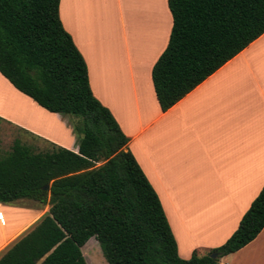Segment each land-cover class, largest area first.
<instances>
[{"label": "trees", "instance_id": "trees-1", "mask_svg": "<svg viewBox=\"0 0 264 264\" xmlns=\"http://www.w3.org/2000/svg\"><path fill=\"white\" fill-rule=\"evenodd\" d=\"M167 5L168 42L151 68L162 110L264 32V0ZM0 73L44 109L69 115L78 139L77 152L52 142L35 150L15 138L0 153V203L31 199L49 206L0 264H87L81 247L91 237L108 264H219L264 227L263 183L221 245L179 256L128 137L91 91L85 60L61 23L59 0H0Z\"/></svg>", "mask_w": 264, "mask_h": 264}, {"label": "crops", "instance_id": "crops-1", "mask_svg": "<svg viewBox=\"0 0 264 264\" xmlns=\"http://www.w3.org/2000/svg\"><path fill=\"white\" fill-rule=\"evenodd\" d=\"M59 17L85 60L93 95L155 189L179 256L222 244L264 183V32L162 110L151 68L169 38L167 0H59ZM17 92L0 100L1 122L78 151L68 115ZM22 200L0 203V256L48 211ZM219 264H264V227Z\"/></svg>", "mask_w": 264, "mask_h": 264}, {"label": "rangeland", "instance_id": "rangeland-1", "mask_svg": "<svg viewBox=\"0 0 264 264\" xmlns=\"http://www.w3.org/2000/svg\"><path fill=\"white\" fill-rule=\"evenodd\" d=\"M122 1L125 5L126 0H122ZM116 3H117V0H116ZM167 26H168V24H167ZM15 93H18L17 90H15L9 84V82L0 75V100L1 99H3V100L9 99V102H11ZM8 105H9V107H11L12 103H11V105H10V103ZM71 123H72V120H71ZM70 127H71V125H70ZM72 129H73V127L71 128V130ZM49 130L54 131V129L51 126H50ZM56 133H58V135L59 134L62 135V137L65 141L68 138V134L65 132L63 133V131H59L57 129ZM15 138L21 139V141L30 145L35 150H41V149H44L48 146L47 142L40 140L38 138H35V137L27 134L26 132L20 131V130L14 128L13 126H11L7 123L0 121V153L7 152L10 149L12 142ZM22 202L38 203L39 205L41 204L39 201H35V200H31V199H24V200H22ZM81 249H82L83 255L86 259L87 264H108L102 255V252H101V249L99 247L97 240L94 237L89 238L86 241V243L82 246Z\"/></svg>", "mask_w": 264, "mask_h": 264}, {"label": "water", "instance_id": "water-1", "mask_svg": "<svg viewBox=\"0 0 264 264\" xmlns=\"http://www.w3.org/2000/svg\"><path fill=\"white\" fill-rule=\"evenodd\" d=\"M48 188H49V185L46 184V185L44 186V189H45V190H48ZM211 256H212V257H215V256H216V253H211Z\"/></svg>", "mask_w": 264, "mask_h": 264}]
</instances>
